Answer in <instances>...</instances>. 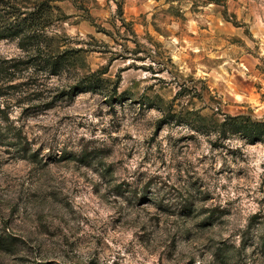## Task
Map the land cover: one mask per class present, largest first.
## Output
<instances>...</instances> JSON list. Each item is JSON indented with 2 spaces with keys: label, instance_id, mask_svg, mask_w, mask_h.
<instances>
[{
  "label": "rangeland",
  "instance_id": "374dc122",
  "mask_svg": "<svg viewBox=\"0 0 264 264\" xmlns=\"http://www.w3.org/2000/svg\"><path fill=\"white\" fill-rule=\"evenodd\" d=\"M15 4L51 8L42 33L70 67L13 75L31 90L5 103L26 150L0 140V264H264V144L189 126L264 120V0ZM24 56L0 40V61Z\"/></svg>",
  "mask_w": 264,
  "mask_h": 264
},
{
  "label": "trees",
  "instance_id": "16d2710c",
  "mask_svg": "<svg viewBox=\"0 0 264 264\" xmlns=\"http://www.w3.org/2000/svg\"><path fill=\"white\" fill-rule=\"evenodd\" d=\"M14 2L15 0H0V14H6L0 15V40L17 41L26 56L17 61H0V140L14 141L17 147L22 148L21 151H25L26 140L22 137V130L15 127L14 123H10L5 103L9 100L13 101V97L17 94L29 93L31 86L29 83L13 85L12 83L17 79L13 75L19 72L20 66H25L28 71L35 70L30 74L29 80L36 77L35 75L40 72L39 68L51 75L60 76L70 67V59L64 54H54L52 48L54 38L42 33L46 29L45 20L50 14L48 12L50 7L41 4L39 7H33L29 12L19 11L17 14L11 12L16 9ZM98 75L99 73H94L85 83L79 82L74 88L75 91L96 92L101 84ZM22 86L25 89H22ZM189 126L192 132L205 135L214 148L229 149L235 139L243 141L245 145L264 144V120L256 119L249 114H224L222 119L217 120L196 116L189 119ZM240 235L243 237L244 234ZM258 239L264 245V237ZM229 252L228 247L217 249L215 259L224 263Z\"/></svg>",
  "mask_w": 264,
  "mask_h": 264
}]
</instances>
